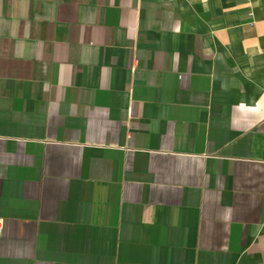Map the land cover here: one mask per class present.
Segmentation results:
<instances>
[{"label":"crops","instance_id":"crops-1","mask_svg":"<svg viewBox=\"0 0 264 264\" xmlns=\"http://www.w3.org/2000/svg\"><path fill=\"white\" fill-rule=\"evenodd\" d=\"M0 264H264V0H0Z\"/></svg>","mask_w":264,"mask_h":264},{"label":"built area","instance_id":"built-area-1","mask_svg":"<svg viewBox=\"0 0 264 264\" xmlns=\"http://www.w3.org/2000/svg\"><path fill=\"white\" fill-rule=\"evenodd\" d=\"M0 230H1V222H0Z\"/></svg>","mask_w":264,"mask_h":264}]
</instances>
